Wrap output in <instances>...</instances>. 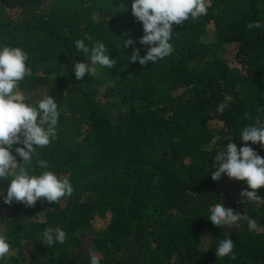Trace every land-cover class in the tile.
Instances as JSON below:
<instances>
[{"label":"trees","instance_id":"trees-1","mask_svg":"<svg viewBox=\"0 0 264 264\" xmlns=\"http://www.w3.org/2000/svg\"><path fill=\"white\" fill-rule=\"evenodd\" d=\"M131 4L0 0V45L28 54L19 90L32 104L54 97L60 113L50 144L26 167L72 187L54 204L0 198V235L10 244L0 264H89L90 250L100 264H264V203L243 200L246 182L211 179L223 146L239 149L243 127L264 125V29L247 28L264 24V0H210L206 15L174 25L172 54L146 66L122 45L131 37L144 54ZM86 34L89 47L105 44L113 68L96 65L76 80L74 61L87 57L74 42ZM249 146L264 157V147ZM220 203L243 214L238 226L207 220ZM49 227L65 231L64 243L46 244ZM226 237L235 259L215 255Z\"/></svg>","mask_w":264,"mask_h":264},{"label":"clouds","instance_id":"clouds-1","mask_svg":"<svg viewBox=\"0 0 264 264\" xmlns=\"http://www.w3.org/2000/svg\"><path fill=\"white\" fill-rule=\"evenodd\" d=\"M209 6L210 0H132V14L143 28V36L138 43L144 46V54L136 48V40L131 37L124 40V49H133L129 56L131 63L138 62L146 66L171 55L173 47L170 41L174 25H180L190 17L196 19L206 15ZM247 28L259 31L264 29V24L249 23ZM86 40L91 41L87 34L74 42L77 51L87 57L83 62L74 61L76 80H81L86 74L89 77L94 75L96 65L113 68L114 59H110L105 44L97 41L89 47ZM27 60L28 54L22 48L0 45V180L10 178L6 190L3 187L0 189V198L7 205L17 202L33 206L41 198L54 204L72 193L69 180L61 179L48 170L33 174L26 165L31 163L37 147L50 144L56 134L60 113L54 97L46 96L32 104L26 101L24 93L19 90V82L31 74L26 66ZM225 108V104H220L217 111L222 114ZM239 139L243 143L242 147L238 149L229 143L226 150L223 146L215 155L211 179L213 182H219L221 178L246 182V187L240 192L243 200L264 203V197L258 195L257 191L264 188V157L249 146L250 142L251 145L264 147V125L257 121L254 125L243 127ZM17 157L22 158L21 163L17 162ZM40 167L47 169L48 165L41 161ZM208 211L207 220L217 229L238 226L243 216L221 203L210 207ZM247 224L250 231L258 227L253 218H248ZM43 239L48 246L62 244L66 233L60 227H49L45 229ZM234 245L230 237L220 239L216 257L235 259ZM9 251V242L0 235V260ZM89 264H100L99 257L92 250L89 251Z\"/></svg>","mask_w":264,"mask_h":264},{"label":"rangeland","instance_id":"rangeland-1","mask_svg":"<svg viewBox=\"0 0 264 264\" xmlns=\"http://www.w3.org/2000/svg\"><path fill=\"white\" fill-rule=\"evenodd\" d=\"M233 180V179H232ZM229 181H230V179H229ZM102 221H100V222H98L97 224H96V230H99V229H101L102 228V224H100Z\"/></svg>","mask_w":264,"mask_h":264}]
</instances>
